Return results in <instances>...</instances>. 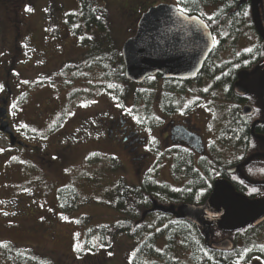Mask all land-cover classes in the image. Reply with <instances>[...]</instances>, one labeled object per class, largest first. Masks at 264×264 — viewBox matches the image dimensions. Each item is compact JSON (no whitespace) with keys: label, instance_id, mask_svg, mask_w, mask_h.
<instances>
[{"label":"rangeland","instance_id":"1","mask_svg":"<svg viewBox=\"0 0 264 264\" xmlns=\"http://www.w3.org/2000/svg\"><path fill=\"white\" fill-rule=\"evenodd\" d=\"M95 1L107 12L106 32L95 28L85 32L86 26L79 22V16L73 18L79 23L66 24L68 15L79 14L80 0H0V70L3 67L9 71L8 82L16 95L18 111L13 110L12 114L17 122V134L21 140L38 147V150L10 149L13 146L0 135V246L3 249L0 264H13L8 261V254L3 257V251L25 255V260L32 261L31 264H36L37 259L44 264H131L130 259L141 243L117 234L107 248L100 245L97 235L90 233L113 226L124 218L114 209L112 196L119 180L131 186L141 181L135 173L136 167L127 162L124 153H113L105 140V132L100 131L93 134L102 139L101 144L76 143L67 164L60 168L39 158L36 163L33 155L38 154L45 160L54 158L59 148L57 143L68 146L70 141L64 139L69 138L79 122L84 135L91 136L88 125L116 113L115 104L119 105V110L132 105V113L127 116L144 133L146 127L153 128L159 123L160 101L176 102L186 98L202 106L207 94L212 96L210 104L215 107L212 127L216 137L217 131L221 128L222 134V128L233 116L232 112L223 113L226 87L219 80L230 70L240 69L254 59L250 56L239 60L240 53H252L254 51L248 50L257 45L250 18H242L243 25L236 20L244 16L241 12L222 20L223 29L235 33L224 34L216 48V59L230 63L213 85L201 83L183 87L149 80L137 86L107 79L101 63L92 64V59L120 53L122 44L134 35L137 21L147 9L168 4V1L174 3L169 5L180 8L182 1ZM213 9L215 12V7L200 8V12L213 16ZM78 27L81 33L75 34ZM83 39L87 41L85 45H81ZM3 58H9L7 68L2 64ZM253 73L255 67L250 70V74ZM1 78L0 72V81ZM245 83L249 94H253L249 81ZM109 157L119 161V169H110ZM148 176L157 183L169 180L171 186H167L178 188V182L171 181L174 177L168 167L157 166L152 175L145 177ZM261 233L257 240L246 242L247 250L264 245V231ZM213 236L214 242L225 239L217 234ZM158 241V249L163 252L166 242L163 238ZM174 244L182 245L180 241ZM142 262L197 264L190 252H181L179 248L169 256L165 252L162 258L145 257Z\"/></svg>","mask_w":264,"mask_h":264},{"label":"flooded vegetation","instance_id":"2","mask_svg":"<svg viewBox=\"0 0 264 264\" xmlns=\"http://www.w3.org/2000/svg\"><path fill=\"white\" fill-rule=\"evenodd\" d=\"M181 1L184 3L189 1L191 5L193 3L197 5L198 16H189H196L206 24L212 36L213 47L204 60L198 74L193 79H162L159 75H155L147 78L144 82L150 80L183 87L199 85L201 83L213 85L214 80L221 77V73L226 69L227 63H230L221 62L216 59V48L220 45V40L223 41L221 37L224 34L234 35L235 33L234 30L225 31L222 24L226 19L244 12V16L236 18V20H239V23L243 25L244 20L242 18L247 16L250 18L251 26L254 29L251 15L252 1ZM167 3L174 4L169 1ZM256 6L259 12L261 27L264 31V0H256ZM208 7H215L216 11L214 12L213 9V16H207L200 12V8L204 10ZM21 20L23 19L21 18ZM254 31L257 36V45L251 50L254 51L252 56L254 59L243 64L240 69L230 70L222 77V80H219L221 83L223 81L231 82L226 85L223 83L226 87L225 103L222 106L223 113L232 112L233 123H240L250 137L245 139L241 137L240 141L233 142L230 141L227 132H224V134L219 132L221 128L217 131L215 137L212 127L214 124L213 113L215 107L213 104H210L212 96L208 94L203 98L202 106L200 103L186 98L179 99L176 102L165 99L160 101L159 123L155 126L153 125V128L146 127L144 133L127 116L132 113V105H129L127 109L123 107V110H119V105L115 104L117 107L116 113L88 125L89 131L92 133L91 136L84 135L85 132H83L82 124L79 122L69 133V138L64 139L70 141L68 146H62L57 143L59 148L56 149L54 158L45 160L42 156L36 154L32 157L33 161L37 163L40 159L44 163L60 168L63 164H67L73 145L78 142L94 143L95 145L101 144L102 139L96 138L93 133L97 134L100 131H104L105 140L109 144L110 150L113 153H124L127 162L136 167L135 173L138 180L139 178L141 179L140 183L145 179H151V176H145L146 174L152 175L157 166H165L168 167L171 177H174L171 181L178 182V188L169 187L171 186V182L168 179H164L168 181L159 183L160 185L162 184L174 194H191V196L200 197V199L204 198L202 202L197 200L189 205L203 204L211 194L216 181H227L237 193L250 200H264V39L256 29ZM16 35L19 34L16 33ZM245 55L246 52L240 53L239 60H246ZM3 60H1L2 64L6 67L9 58H3ZM218 63L220 64L218 65ZM253 67H255V73L250 74V70ZM5 70L3 67L0 70L2 74L0 81V127L6 123L17 141H22L28 146L20 147L15 145L10 149L38 150V147L21 140L17 134V128L15 127L17 122L14 121L12 114L13 110L18 111V109L16 110V95L8 82L9 77L7 75L9 71L6 70L5 72ZM240 72H246V76L242 80L239 78ZM201 76L203 77L201 78ZM246 80L253 87V94H249L250 90H248V86L245 83ZM237 83L246 89L244 95L236 93L235 86ZM245 106L251 107V114L243 115L242 109ZM78 128H80L79 132L75 134L74 131ZM0 135L8 142L6 134L0 131ZM109 155L113 154L110 153ZM144 169L145 171H143ZM143 175H145V178ZM153 180L155 179L153 178ZM191 186L193 187L191 188ZM180 203H171L169 205L174 207V209L170 210L173 215L168 216V218L172 221L185 222L196 228L201 233L205 244L211 245L214 242V234L228 240L231 243V247L227 251H224L226 253L225 258H228L229 261L227 264H264V245H259L252 250H247L245 247L247 238L251 239V236L254 234L253 238L255 239H251L254 241L262 235L261 232L264 231V214L260 223L253 222L236 230H221L212 225L209 231L212 239L206 242L203 231L198 226L176 215V207ZM143 241H145V238H143Z\"/></svg>","mask_w":264,"mask_h":264},{"label":"water","instance_id":"3","mask_svg":"<svg viewBox=\"0 0 264 264\" xmlns=\"http://www.w3.org/2000/svg\"><path fill=\"white\" fill-rule=\"evenodd\" d=\"M251 1L252 22L264 39L256 0ZM212 47L211 33L198 17L181 13L174 5L153 6L141 15L135 35L128 38L121 47L124 77L134 84H141L146 78L155 75L162 79H193ZM245 76L246 72L239 73L241 80ZM235 91L238 95L246 93V89L239 83ZM251 111L250 106L242 109L243 115H249ZM0 131L8 136L9 145L27 147L16 140L6 123L0 127ZM175 213L198 226L205 240L210 241L212 225L221 230H236L253 222L260 223L264 214V200H250L237 193L227 181H216L203 204H181ZM211 247L226 251L231 243L222 240Z\"/></svg>","mask_w":264,"mask_h":264},{"label":"trees","instance_id":"4","mask_svg":"<svg viewBox=\"0 0 264 264\" xmlns=\"http://www.w3.org/2000/svg\"><path fill=\"white\" fill-rule=\"evenodd\" d=\"M97 3L98 2L95 0H80L79 14L68 15L66 24L70 25L72 23L82 22L86 26L85 32H89L92 28L106 32V30H108V27H106L108 15L104 9L97 6ZM179 5L187 9L185 13L188 15L198 14L196 10L197 5L195 3L191 5L188 1L187 3L180 2ZM76 16H79V22L73 20ZM80 28L78 27L75 29V34L81 33ZM86 42L87 41L83 39L81 45H85ZM118 53L108 55L106 58H93L92 64L97 62L101 63L104 74H107L105 76L107 79L115 81L117 79L119 82L132 84L124 77L123 62L120 53ZM253 54L254 52L245 55V59L253 56ZM109 66L114 67L113 71ZM223 83L226 85L231 82L223 81L222 85ZM229 118L222 133L224 134V132H227L230 141L238 142L241 137L242 139L250 137L240 123H233V116ZM109 160L111 162L110 165H112V167H110L111 170L119 169L120 163L118 160L112 157H109ZM192 187L193 186H191V188ZM112 196L114 199V209L118 213L123 214L124 218L113 226L102 227L90 231L92 235L98 236L101 246L109 248L114 236L117 234H124L128 239H134L137 240V242L140 240L139 243H141L130 259L133 264H142V258L145 257L162 258L165 252L166 256H169L175 248H179L181 252H190L191 258H193L197 264L229 263L228 258H225L226 253L211 249L209 244L204 243L201 233L196 228H193L185 222L172 221L168 218V216L173 215L170 210L174 209V207L169 206L171 203L182 202L180 204H192V202H196L197 200L202 202L204 198L200 199V197L191 196V194H174L168 188L162 184L160 185L153 179H145L137 186L127 185L124 180L121 179L114 187ZM155 229H158V231L152 233ZM142 237H146L145 241H143ZM253 237L254 235L251 236V239H254ZM160 238L164 239V243L166 242L165 252H160V249H158L160 248L158 244ZM251 239L247 238L246 240L250 241ZM177 241H180L182 245L175 246L174 242L177 243ZM10 245L13 248L15 247L14 244ZM156 246H158V248ZM94 249L96 250V248ZM0 250H3L2 246H0ZM25 250L28 253L32 252L30 249ZM3 252L4 256L2 254ZM3 252L1 253L2 256L5 257V255L8 254L9 256L7 259L13 264L32 263V261L28 262L29 260H25V255L22 257L19 254ZM1 260L6 262L5 258H1ZM36 264L44 263L42 260L37 259Z\"/></svg>","mask_w":264,"mask_h":264},{"label":"snow or ice","instance_id":"5","mask_svg":"<svg viewBox=\"0 0 264 264\" xmlns=\"http://www.w3.org/2000/svg\"><path fill=\"white\" fill-rule=\"evenodd\" d=\"M27 11H31V9H27ZM178 11L181 12V13H185V12H187V9L181 7V8L178 9ZM245 15H246V13H245ZM248 51H251V50L249 49Z\"/></svg>","mask_w":264,"mask_h":264},{"label":"bare ground","instance_id":"6","mask_svg":"<svg viewBox=\"0 0 264 264\" xmlns=\"http://www.w3.org/2000/svg\"><path fill=\"white\" fill-rule=\"evenodd\" d=\"M252 110V109H251ZM251 113H252V111H251ZM222 241V240H221ZM220 242V241H219Z\"/></svg>","mask_w":264,"mask_h":264}]
</instances>
